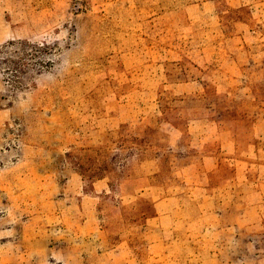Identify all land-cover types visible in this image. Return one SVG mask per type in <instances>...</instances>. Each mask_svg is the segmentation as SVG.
<instances>
[{
  "label": "rangeland",
  "instance_id": "374dc122",
  "mask_svg": "<svg viewBox=\"0 0 264 264\" xmlns=\"http://www.w3.org/2000/svg\"><path fill=\"white\" fill-rule=\"evenodd\" d=\"M25 23L28 39L0 42V135L82 134L65 158L45 153L37 166L18 168L34 179L33 197L41 172L62 163L61 175L75 170L87 189L107 179L111 206L134 220L140 178L141 221L169 185L186 191L195 182L196 199L220 215L193 235L165 239L155 262L147 242L158 237L147 225L131 242L136 264H264V223L250 211L264 214V0H0L6 35ZM206 155L209 177L201 172ZM22 158L18 142L0 143L1 168ZM39 215L0 218V264H108L104 249L118 236L73 238ZM108 222L123 231L119 218Z\"/></svg>",
  "mask_w": 264,
  "mask_h": 264
},
{
  "label": "crops",
  "instance_id": "0c3cea01",
  "mask_svg": "<svg viewBox=\"0 0 264 264\" xmlns=\"http://www.w3.org/2000/svg\"><path fill=\"white\" fill-rule=\"evenodd\" d=\"M28 27L30 29L32 28L29 23H25V25L19 28L16 26L13 31L6 35L3 25V27H0V35L2 34L3 36L0 38V42L15 38L28 39V35H22L25 31H28ZM246 30L248 31L249 29ZM252 32L254 31L241 33L240 37L245 40ZM4 35L6 36L4 37ZM6 132L7 134L0 135V143L5 140H14L18 142L19 152H23V158L21 160L19 159L20 161L11 159L10 164L4 168H1L0 165V218L10 216L24 219V217H26L25 219H30V221L34 222L39 219L29 217H34L33 214L35 212H40L41 215L39 216L44 226H51L52 224L63 225L65 231L71 234L73 238L97 236L103 238L105 241L112 236H118L114 243H109L104 249L108 264H136V258L133 254L134 245L131 242L134 238L139 239V237L143 238L145 236V228L147 225L158 237L147 242L149 258L155 262L157 261V256L164 251L165 239H174L175 235L181 232H184L187 236L193 235L198 231L195 229L197 226L198 228L201 226V229H203V220L210 222L214 220V215H220V209L212 213L209 205L207 203H202L200 199H196V195L191 191V189H194L195 192H197L201 184L188 181L185 185L190 191L181 190L178 186L169 185L170 193H167L165 197L154 198L153 214L146 217L143 212L141 214L142 220L140 221V197L145 198L146 196L141 192L144 186L143 182L140 178H136L133 180V186L137 191L135 194V200L137 201L135 204H137V206L134 205L133 208L137 207V211L133 213V216L137 218L124 221V215L121 210L114 208L115 206H111V202L108 200L110 189L107 179L97 178L92 181L91 189H87L85 188V181L82 176L75 170L71 171L66 176L61 175V169L64 167L62 163L59 164L55 170L41 172L39 191L35 194L36 196L33 197L34 179L31 176L19 174L18 168L24 167L28 169L37 166V160L35 162V159L42 157L45 153L61 152L62 156L65 158L66 154L73 148L71 140L81 138L82 134L68 133L67 131H57V133L54 131ZM92 132L105 135L108 131ZM258 132L259 131H255V134H258ZM10 136L15 138L10 139ZM8 150V148H5L4 151L6 152ZM48 160L50 161L51 159ZM210 160L211 157L206 155L202 157L201 161V172H206L208 177L210 172ZM65 164L75 167V163L68 162L66 159ZM54 166V164L50 163V167ZM242 174L241 172V175ZM193 175L194 171L191 170V176H189L188 179H191ZM129 181L130 180H125L123 182L128 183ZM247 182L249 183L248 179ZM243 183L244 181L238 182L237 187ZM2 184L4 185L3 188H5V191H3ZM243 185H246V183ZM3 198L10 202V204L8 203L9 207H6L8 211H3L1 209L3 208L1 206ZM34 199H38L41 202L40 210L33 203ZM192 202L195 203V210L190 207L189 203ZM250 208L253 209L250 211H254L255 215L259 218V222L261 221L260 225L263 226V210L260 211L258 206L255 205L250 206ZM239 214L241 213L239 212ZM108 217L119 218L123 226V231H118L116 233L111 232V229L107 227V223H109ZM255 222H257V220H255ZM236 224L237 221H235L233 227H236ZM253 224V222H250L248 227H255ZM210 226L216 229L218 235H221V231H224V227L223 225L221 226L220 223H213ZM189 229H194V231H190ZM198 245L203 249H209L211 243L208 240H203V242H199ZM44 263L49 264V262ZM221 263L226 264L225 261Z\"/></svg>",
  "mask_w": 264,
  "mask_h": 264
}]
</instances>
